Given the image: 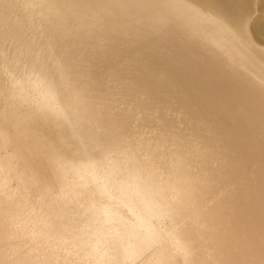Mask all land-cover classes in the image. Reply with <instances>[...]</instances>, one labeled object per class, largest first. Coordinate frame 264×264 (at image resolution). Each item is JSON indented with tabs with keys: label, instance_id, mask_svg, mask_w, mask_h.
I'll return each mask as SVG.
<instances>
[{
	"label": "bare ground",
	"instance_id": "bare-ground-1",
	"mask_svg": "<svg viewBox=\"0 0 264 264\" xmlns=\"http://www.w3.org/2000/svg\"><path fill=\"white\" fill-rule=\"evenodd\" d=\"M253 12L234 0H0L8 264H24L28 244L40 250L36 264L58 263L54 254L66 264H264V49L250 41ZM51 47L89 78L81 92L97 117L92 135L107 133L88 152V110L75 125L72 110L60 116L63 129V104L46 106L52 98L32 83L37 54ZM34 93L37 107L26 106ZM120 225L127 235L105 237ZM19 231L29 243L8 247Z\"/></svg>",
	"mask_w": 264,
	"mask_h": 264
},
{
	"label": "rangeland",
	"instance_id": "rangeland-1",
	"mask_svg": "<svg viewBox=\"0 0 264 264\" xmlns=\"http://www.w3.org/2000/svg\"><path fill=\"white\" fill-rule=\"evenodd\" d=\"M249 37H250V41H251V43L253 44V45H255L256 47H259L260 49H264V0H256L255 1V4H254V12H253V15H252V17H251V19H250V21H249ZM17 42H18V40H17ZM37 46H39V45H37ZM38 47H36V50H38L37 49ZM45 49H46V47H45ZM45 49H43V50H40V52H42V53H40L39 51V54H37V55H39L40 57L42 56V60H44V61H41V62H39V64H37V65H35L34 66V68H33V72H35V74H36V78L33 80L34 82H32V83H36L35 85H37V84H39V86H37V87H39V88H41L40 89V93H38V92H36V94L38 93V95H42V94H44V96H46V97H49V99L50 98H52V100L50 99H48L49 101H51V102H53V103H51V102H49L48 100V103L46 102V101H43L44 99H42V103L41 104H45V103H43V102H46V106H47V104L48 105H50V106H52V107H56V108H59L61 105L60 104H63L60 108H62L63 109V112H59L58 114H59V117L60 116H65L66 114H67V116H65L66 118H68L69 117V112L71 111V116L73 117V121L72 122H70L69 124H71L72 123V125H75V124H79L81 121H82V123H84V120H85V118H86V120H87V115H86V111L88 112V115L90 116V114H91V112H90V109H84V106L86 105V103L84 102L85 100H86V94H83L81 91H83L84 93H87V85H88V80H86V79H89V78H84L83 79V77H82V75H81V68H84V67H82V65H80V68L75 64V66L74 65H72L73 66V68H71L72 66H71V62L69 61L70 59H69V57L67 58V57H64L63 56V54H61L60 55V53L61 52H58V56H56L57 55V52H54V50L52 49V47L51 48H49L48 50H45ZM50 49H51V51H50ZM35 50V51H36ZM45 50V51H44ZM53 50V51H52ZM46 52L47 53H49V55L47 54L46 55ZM51 52H53V54L51 53ZM44 53H45V55H44ZM42 54V55H41ZM51 54V55H50ZM54 54H55V58H53L52 56H54ZM43 56H45L46 58H47V60H46V58L45 57H43ZM52 58V60H51V58ZM60 58L61 59V61L60 62H58L59 61V59H58V61H56L57 59L56 58ZM49 58V59H48ZM62 58H63V60H62ZM67 58V59H66ZM54 59V60H53ZM56 59V60H55ZM69 59V60H68ZM48 60H51V62H53V64L50 62V63H48L49 61ZM68 60V61H67ZM57 63H56V62ZM45 62V63H44ZM61 62H63V63H61ZM70 62V63H69ZM48 63V64H47ZM56 63V64H55ZM66 63V64H65ZM49 64H51V65H49ZM64 64H65V67H63L64 66ZM39 65H41V66H39ZM60 65V66H59ZM67 65H68V68H67ZM39 68H38V67ZM49 67L50 69H48V68H46V67ZM54 66V67H53ZM56 66V67H55ZM59 66V67H58ZM63 68H62V67ZM37 67V68H36ZM70 67V68H69ZM74 67H76V69H77V71H75V68ZM53 68V69H52ZM59 68V69H58ZM64 68H65V70H64ZM35 69H37V70H35ZM46 69H48V70H46ZM56 69V71H54ZM58 69V70H57ZM67 69H69V70H67ZM40 72H39V71ZM53 70V72H51ZM61 70V71H60ZM63 70V71H62ZM71 70H73L74 72H76L77 73V75H76V73H74L73 71L71 72ZM65 71H68V73L67 72H65ZM44 72H46V73H44ZM62 72V73H61ZM69 72H71V73H69ZM80 72V73H79ZM37 73H39V75L37 74ZM42 75H41V74ZM46 74V75H44V74ZM48 73V74H47ZM70 74L71 76L73 75V73H74V75H73V77H71L70 75H67V74ZM66 74V75H65ZM44 75V76H43ZM57 75V76H56ZM76 75V77H74ZM80 75V76H79ZM56 76V77H55ZM61 76V77H60ZM65 76H66V78H65ZM48 77H49V79H48ZM71 77V79L70 80H73V82L72 81H70L69 80V78ZM81 78V79H79V81H82V82H84V84L82 83V82H80L79 83V81L77 80L78 78ZM41 78H43V79H41ZM57 78H59V81L57 80ZM62 78V79H61ZM63 78L65 79V81H66V83L68 84L69 82H71V84H72V86H69V88H73V90H72V88L71 89H68V87H67V84H65V81H62L63 80ZM47 79H48V81H47ZM76 79V80H75ZM67 80H68V82H67ZM37 81V82H36ZM47 83H46V82ZM57 81V82H56ZM61 81H62V83H61ZM76 81V82H75ZM85 81H86V86H85ZM60 82V83H59ZM45 83V84H44ZM77 83V84H76ZM32 85V86H34V87H36L35 85ZM41 84H42V86H41ZM53 84V85H52ZM59 84V85H58ZM70 84V83H69ZM75 84L77 85V86H75ZM73 85H74V87H73ZM79 85V86H78ZM41 86V87H40ZM51 86V87H50ZM56 86V87H55ZM62 86V87H61ZM63 86H65L64 88H63ZM82 86V87H81ZM44 87V88H43ZM53 87V88H52ZM80 87H81V90H79L80 89ZM43 88V89H42ZM52 88V89H51ZM67 90H66V89ZM83 88H86L85 90H82ZM46 89V90H45ZM49 89H50V92H49ZM55 91H54V90ZM63 89H65V90H63ZM48 90V91H47ZM52 90V91H51ZM77 90V91H76ZM42 91V92H41ZM46 91V92H45ZM66 91H68L67 93H69V94H67L66 93ZM72 91V92H71ZM74 91V92H73ZM55 94H53V93ZM58 92V93H57ZM61 92V93H60ZM65 92V93H64ZM75 92H77V93H75ZM42 93V94H41ZM66 94L65 95V97H64V94ZM72 93V94H71ZM35 93L32 95V94H30V97H31V99H30V102L28 101L25 105L26 106H31L33 103H35V102H37L38 100L37 99H35V96L37 97L38 95H36ZM48 94V95H47ZM63 94V95H62ZM35 95V96H34ZM61 95V96H60ZM76 95V96H75ZM32 96H34V98H32ZM51 96V97H50ZM59 96L60 97H63V103H61V98L60 99H58L59 98ZM69 96H71L70 98H69ZM77 96L79 97V98H77ZM84 96H85V98H84ZM45 97V98H46ZM56 97V98H55ZM83 97V98H82ZM115 96H112V98H111V100L114 98ZM53 98H54V100H53ZM77 98V99H76ZM33 99V100H32ZM65 99V100H64ZM70 102L72 99H73V104H72V102L71 103H69V102H66L67 100ZM77 100V101H75V100ZM83 99V100H82ZM100 99V102L102 103L103 102V99L102 98H99ZM31 100L33 101V103L31 104ZM81 100V101H80ZM58 101H59V103H58ZM64 101H65V104H66V106L67 107H65L64 105ZM57 104H56V103ZM76 102V103H75ZM114 102H116V101H114ZM55 103V104H54ZM22 105H24L23 104V102L21 103ZM20 104V105H21ZM31 104V105H30ZM36 105H33L32 107H37V105H38V103H35ZM40 104V105H41ZM59 104V105H58ZM68 104V105H67ZM69 104H71V105H69ZM39 105V106H40ZM54 105V106H53ZM56 105H58V106H56ZM46 106H44L45 108H43V110H45V109H47V110H45V111H50V110H48V108L46 107ZM63 106H64V108H63ZM70 106V107H69ZM71 106H73L72 108H71ZM31 107V108H32ZM34 107V108H35ZM41 107V106H40ZM69 107V108H68ZM33 108V109H34ZM42 108V107H41ZM66 108V110L68 111H66L65 113H64V109ZM69 110H68V109ZM86 108H88V106L86 105ZM77 110V111H76ZM35 111V110H34ZM83 111H85V112H83ZM82 112V113H81ZM63 113H64V115H63ZM76 113V114H75ZM84 113H85V115H84ZM90 113V114H89ZM93 114V113H92ZM91 114V117L90 118H92V122H90V123H87L86 124V127L84 128L85 129V132H83L82 134L83 135H81V136H84L85 138H86V151L88 152V150H89V148L91 147V145H92V143H91V140H94V138L93 137H95V140L96 139H101L102 137H104L105 135H106V133L107 132H105L106 130H104V128H102L101 130H98V131H94V133H93V135H92V132H93V128H92V125H93V127H94V124H95V121H96V119H97V117L96 116H94V114L92 115ZM53 115L51 114V116L49 115V122H51V123H53V117H52ZM55 116L58 118V121H57V124H58V126H60V124H62V120L63 119H65V117L64 118H62V117H58V115H56L55 114ZM92 116H94V117H92ZM78 117V118H77ZM113 117V116H112ZM115 117V116H114ZM62 118V119H61ZM59 119H61V121H59ZM95 119V121H93ZM106 120V119H105ZM105 120H102V122L99 120V122H97L96 124L98 125V126H100V127H106L107 126V124L109 123V121L107 120V121H105ZM94 123V124H93ZM103 124V125H102ZM96 125V126H97ZM57 126V127H58ZM61 127V126H60ZM60 127H58V128H60ZM99 127V128H100ZM61 128H63V126L61 127ZM61 128L60 129H58V132H60V130H61ZM90 128V129H89ZM64 129V128H63ZM62 129V131H64ZM100 131H101V133H100ZM86 133V134H85ZM90 133V134H89ZM88 137V138H87ZM94 140V141H95ZM98 142V141H97ZM99 143H101V142H99ZM98 143V144H99ZM102 144V143H101ZM93 146V145H92ZM100 146H103V145H100ZM86 152V160L88 159V157H89V154ZM104 155V154H103ZM101 156L100 158H102L105 162H108V160H107V156ZM84 159H85V157H84ZM253 175L254 174H250L249 175V177H248V180H251V181H254L255 179H253L252 177H253ZM240 177H242V175L240 174ZM257 180H259V182H260V185H259V189L264 193V177L263 178H258ZM104 188H106V186L104 187ZM103 188V189H104ZM9 190V189H8ZM109 192H110V190H108ZM108 191H106V193H108ZM117 221L118 222H120V219H117L116 221H115V219H113V221H111V224H115V223H117ZM119 228V230H117V229H115V231H110L109 233L108 232H106L105 234H107L105 237H110L111 238V241L114 239V238H118V237H121V236H125V235H127L128 234V230H130L129 228H122V225H120V226H118ZM118 231V232H117ZM2 235V237L3 238H5V235H3V234H1ZM11 235H12V237L14 236V234L13 233H11ZM11 235H6V238L7 237H10ZM17 235L19 236L18 238H16L15 237V240L14 241H12L11 239H10V241H9V246L8 247H12V248H14V246H15V248H18L19 247V245H21V246H26L28 243H29V241H27V238H26V236H25V238H24V235H23V232H22V234H21V231H19V233H17ZM22 236H23V238H22ZM2 237H0V241L2 240ZM20 238V239H19ZM220 238H221V236H220ZM22 239H26L25 241L24 240H22ZM129 239H130V241H131V243L134 245V246H136V248L139 250V249H141V248H143V241L139 238V237H135V236H133V232H132V234H129ZM16 241H18V242H16ZM22 241H23V243H22ZM10 242H11V244H10ZM221 242H222V240H221ZM221 242H219V243H221ZM13 243H14V245H13ZM26 244V245H25ZM4 245V244H3ZM29 246H28V248H26L25 247V250L27 251V254H29L30 253V255H25L26 257H28V258H26V259H24L25 261H27V263L24 261V264H36V263H38L39 262V260H41L42 259V256L40 255V250L39 249H37V248H35V247H33L31 244H28ZM220 245H223V243L222 244H219L218 246H216V248L218 249H216V251H215V256L216 257H218L219 258V255L221 256V251L222 250H220ZM16 246H18V247H16ZM0 247H1V243H0ZM31 247V248H30ZM24 248V247H23ZM33 248H35V249H33ZM32 249V250H31ZM119 251H122V249L120 248V249H118V252ZM35 252H36V254H35ZM9 253V255L10 254H12V253H10V252H8ZM33 253V254H32ZM37 253H39V254H37ZM129 254H130V258H132L133 256H134V254L133 253H130V252H128ZM36 255V256H35ZM55 256H57L56 258H58V259H56L54 256V258H55V260H58V263H55V264H66V263H64V262H62V263H60L61 261H59V258L60 257H58V255H56V254H54ZM31 256L33 257V258H31ZM60 256V255H59ZM30 257V258H29ZM53 257H51L50 259L52 260V258ZM222 257V256H221ZM0 258L4 261V263L5 264H8V262L5 260V258L3 257V255H2V253L0 252ZM49 258H46V259H44V261L46 260V262H48V260H49V262H51V260H50ZM38 260V261H37ZM129 261V260H128ZM127 260H125V262H128ZM130 261H131V259H130ZM156 264H158V261L156 262ZM211 264H213V263H211ZM224 264H227V262H225Z\"/></svg>",
	"mask_w": 264,
	"mask_h": 264
},
{
	"label": "water",
	"instance_id": "water-1",
	"mask_svg": "<svg viewBox=\"0 0 264 264\" xmlns=\"http://www.w3.org/2000/svg\"><path fill=\"white\" fill-rule=\"evenodd\" d=\"M234 1H236L238 4H240V6L242 8L246 9L247 12H253L252 11V10H254L253 0H234Z\"/></svg>",
	"mask_w": 264,
	"mask_h": 264
}]
</instances>
